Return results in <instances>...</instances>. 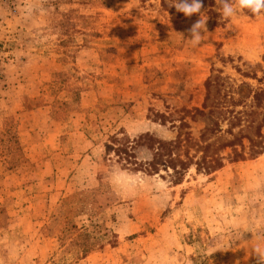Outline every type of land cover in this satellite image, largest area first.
Returning a JSON list of instances; mask_svg holds the SVG:
<instances>
[{
	"label": "rangeland",
	"instance_id": "rangeland-1",
	"mask_svg": "<svg viewBox=\"0 0 264 264\" xmlns=\"http://www.w3.org/2000/svg\"><path fill=\"white\" fill-rule=\"evenodd\" d=\"M171 3L0 0V264H264V15Z\"/></svg>",
	"mask_w": 264,
	"mask_h": 264
},
{
	"label": "clouds",
	"instance_id": "clouds-1",
	"mask_svg": "<svg viewBox=\"0 0 264 264\" xmlns=\"http://www.w3.org/2000/svg\"><path fill=\"white\" fill-rule=\"evenodd\" d=\"M217 2L220 5L221 16L226 20L232 19L244 10L257 16L264 15V0H217ZM171 6H174L177 12L183 13L185 17L200 14V19L190 29L191 39H188L193 46L199 45L204 33L207 32L205 24L208 18L207 16L202 17V0H172ZM254 252L264 261V252L259 248Z\"/></svg>",
	"mask_w": 264,
	"mask_h": 264
},
{
	"label": "trees",
	"instance_id": "trees-1",
	"mask_svg": "<svg viewBox=\"0 0 264 264\" xmlns=\"http://www.w3.org/2000/svg\"><path fill=\"white\" fill-rule=\"evenodd\" d=\"M244 12L249 16H256V15L252 14L251 12H249L248 10H244ZM205 86H206V89H208V82H206ZM257 97L258 96L256 94L254 96V99H257ZM262 118L264 121V112L262 114ZM255 130L257 131L256 134L261 136V134H259L261 131V130H259V127H257ZM115 142H116V140H115ZM248 143H249L248 153H247L248 158L254 159V158L260 156L264 152V145L263 144L253 142L252 140H249V139H248ZM234 151H235V149H234ZM235 158L243 159L244 156L241 152L240 153L235 152Z\"/></svg>",
	"mask_w": 264,
	"mask_h": 264
}]
</instances>
